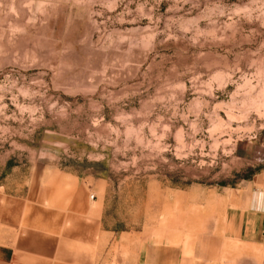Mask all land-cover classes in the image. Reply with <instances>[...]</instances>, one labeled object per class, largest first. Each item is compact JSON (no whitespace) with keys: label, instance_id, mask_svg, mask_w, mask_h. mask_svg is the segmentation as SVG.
<instances>
[{"label":"rangeland","instance_id":"obj_1","mask_svg":"<svg viewBox=\"0 0 264 264\" xmlns=\"http://www.w3.org/2000/svg\"><path fill=\"white\" fill-rule=\"evenodd\" d=\"M257 193L264 0H0L9 209L98 239L104 264L166 244L211 264L216 241L220 264H263L226 235L230 198Z\"/></svg>","mask_w":264,"mask_h":264},{"label":"crops","instance_id":"obj_2","mask_svg":"<svg viewBox=\"0 0 264 264\" xmlns=\"http://www.w3.org/2000/svg\"><path fill=\"white\" fill-rule=\"evenodd\" d=\"M241 196L229 200L226 235L264 256V193ZM41 216V209H9L7 201L0 202V264H104L98 239L90 245L80 232L60 231L62 225ZM222 247L220 241L211 246L209 263L220 264ZM201 254L196 251L194 259H201ZM194 259L185 256L181 245H146L137 259L126 264H201ZM113 264L121 263L117 259Z\"/></svg>","mask_w":264,"mask_h":264}]
</instances>
